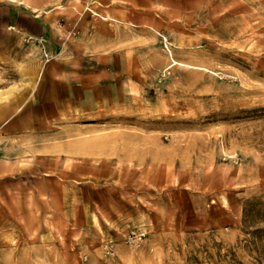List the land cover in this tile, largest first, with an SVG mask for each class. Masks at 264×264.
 Returning a JSON list of instances; mask_svg holds the SVG:
<instances>
[{
    "label": "rangeland",
    "instance_id": "374dc122",
    "mask_svg": "<svg viewBox=\"0 0 264 264\" xmlns=\"http://www.w3.org/2000/svg\"><path fill=\"white\" fill-rule=\"evenodd\" d=\"M0 264H264V0H0Z\"/></svg>",
    "mask_w": 264,
    "mask_h": 264
},
{
    "label": "bare ground",
    "instance_id": "6f19581e",
    "mask_svg": "<svg viewBox=\"0 0 264 264\" xmlns=\"http://www.w3.org/2000/svg\"><path fill=\"white\" fill-rule=\"evenodd\" d=\"M178 63H180V62H178V61H176V60L173 59L171 65L174 66L175 64H178ZM169 65H170V64H169ZM179 65H180V64H179ZM184 65H185V64H184ZM186 65H187V64H186ZM75 87H76V86H75ZM106 139H107V138H106ZM75 144H76V143H75ZM104 145H105V143H104ZM104 145H103V146H104ZM82 146H83V145H81V147H82ZM159 148H160V147H159ZM115 149H116V148H115ZM115 149H114V150H115ZM82 150H83V149H82ZM67 151H68V150H67ZM119 151H120V150H119ZM82 152H83V151H82ZM115 152H116V151H115ZM74 153H76V152L74 151ZM59 154H60V153H59ZM111 154H112V153H111ZM116 154H117V153H116ZM134 154H135V153H134ZM73 155H74V154H73ZM73 155H72V156H73ZM125 155H126V154H125ZM70 156H71V155H70ZM126 156H127V155H126ZM116 157H117V156H116ZM76 180H77V179H76Z\"/></svg>",
    "mask_w": 264,
    "mask_h": 264
}]
</instances>
